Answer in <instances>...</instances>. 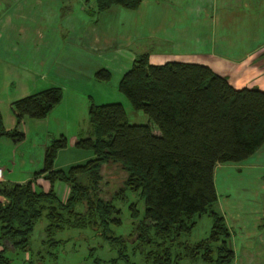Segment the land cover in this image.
Segmentation results:
<instances>
[{
    "label": "trees",
    "instance_id": "trees-1",
    "mask_svg": "<svg viewBox=\"0 0 264 264\" xmlns=\"http://www.w3.org/2000/svg\"><path fill=\"white\" fill-rule=\"evenodd\" d=\"M94 11L113 4L136 8L141 0H94ZM100 80L111 72L99 68ZM135 109H141L159 129L149 123H130L120 101L88 104V129L74 145L90 148L93 156L67 169L55 168L59 148L67 145L60 133L44 147L42 165L30 179L17 182L0 179V264H10L8 244L27 250L37 219L45 214L43 242L56 243L55 233L65 227H91L118 246L113 262L125 264H171L181 257L199 258L202 264H233L229 244L230 228L217 201L214 171L218 163L249 157L264 144V89L235 87L222 73L207 64L182 60L151 63L146 52L137 54L117 84ZM63 96L62 88L49 86L11 102L15 124L5 128L0 112V138L14 142L25 134L19 129L24 116L45 117ZM43 175L47 190L36 188L34 180ZM68 186L64 200L53 183ZM135 193L144 202L139 217L136 201L128 204L138 222L128 234L111 233L120 224L121 208ZM208 213L209 233L188 243L180 240L190 233L195 216ZM136 233L131 247L143 261L130 258L127 240ZM182 248V250H178ZM99 263V258L96 259Z\"/></svg>",
    "mask_w": 264,
    "mask_h": 264
},
{
    "label": "crops",
    "instance_id": "crops-1",
    "mask_svg": "<svg viewBox=\"0 0 264 264\" xmlns=\"http://www.w3.org/2000/svg\"><path fill=\"white\" fill-rule=\"evenodd\" d=\"M94 5V0H0V112L5 128L15 124L14 99L61 87V101L42 117L49 123L61 113L66 95L77 102L87 93L85 81H94L97 69L106 68L111 76L116 72L118 83L143 52L154 64L203 63L235 87L264 89V0H141L133 9L113 4L98 12ZM24 125L23 117L19 129L25 134ZM65 147L57 151L55 168L92 156L80 150L60 159ZM255 153L252 162L260 163L264 144ZM2 178L9 179L4 169ZM34 184L50 187L42 174ZM53 188L64 200L68 186L55 181Z\"/></svg>",
    "mask_w": 264,
    "mask_h": 264
},
{
    "label": "rangeland",
    "instance_id": "rangeland-1",
    "mask_svg": "<svg viewBox=\"0 0 264 264\" xmlns=\"http://www.w3.org/2000/svg\"><path fill=\"white\" fill-rule=\"evenodd\" d=\"M93 1V0H92ZM117 74L108 80L96 77L87 79L83 93L77 102L66 95L62 101L61 113L47 119L24 116L25 136L21 141L14 142L11 137L2 135L0 138V166L4 169L5 177L25 181L32 177L33 171L42 165L44 147L54 137L60 135L59 131H67L66 147L59 153L60 159L70 154H77L82 150L83 155L93 151L74 145L72 133L86 135L88 129L87 109L90 101L96 103L120 101L127 113L130 123H149L153 131L159 132L155 123L148 114L141 109L132 107L124 93L117 87ZM63 92V90H62ZM72 126V130L71 129ZM81 131V134H78ZM257 153L239 161L220 163L214 171V181L217 191V201L213 207L222 213L230 228L229 244L234 249L233 264H264V158L260 163H253ZM83 156L82 162L92 157ZM81 163V162H78ZM76 164V163H73ZM70 165L66 166L67 169ZM136 201L139 217L144 211V202L135 193H129L126 201H117L121 208L119 214L120 224H111V233L128 236L138 218L130 215L128 204ZM196 223L190 233H183L180 240L193 243L205 237L210 230L212 218L208 213L195 216ZM48 220L43 213L35 222L29 248L25 251L13 249L8 244L6 254L10 257V264H125L121 259L117 262L111 260L117 256L118 246L112 244L110 239L99 234L91 227H65L56 231L55 238L61 239L56 243L43 242L45 239L44 227ZM136 233L127 240V251L135 262H142L141 252L137 249L133 253ZM182 250V248H178ZM99 258V263L96 259ZM199 258L181 257L171 264H202Z\"/></svg>",
    "mask_w": 264,
    "mask_h": 264
},
{
    "label": "built area",
    "instance_id": "built-area-1",
    "mask_svg": "<svg viewBox=\"0 0 264 264\" xmlns=\"http://www.w3.org/2000/svg\"><path fill=\"white\" fill-rule=\"evenodd\" d=\"M2 176H3V167L0 166V179L2 178Z\"/></svg>",
    "mask_w": 264,
    "mask_h": 264
}]
</instances>
